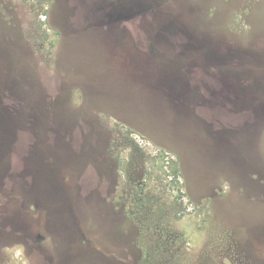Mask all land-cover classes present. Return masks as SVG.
Listing matches in <instances>:
<instances>
[{"label": "rangeland", "instance_id": "1", "mask_svg": "<svg viewBox=\"0 0 264 264\" xmlns=\"http://www.w3.org/2000/svg\"><path fill=\"white\" fill-rule=\"evenodd\" d=\"M0 264H264V0H0Z\"/></svg>", "mask_w": 264, "mask_h": 264}, {"label": "crops", "instance_id": "2", "mask_svg": "<svg viewBox=\"0 0 264 264\" xmlns=\"http://www.w3.org/2000/svg\"><path fill=\"white\" fill-rule=\"evenodd\" d=\"M151 51L149 52L150 54H154L153 53V50L152 49H150ZM138 52H140V50L138 51ZM148 53V54H149ZM144 54H146V53H144ZM155 55V54H154ZM191 59H189V61H190ZM176 62V61H175ZM175 62H173V63H175ZM191 63H192V61H190ZM199 62L200 61H194L193 63H196V64H199ZM190 64V63H189ZM173 65V64H172ZM171 65V66H172ZM174 66V65H173ZM186 70V69H185ZM185 70H184V72H185ZM181 73V74H176L175 72H173L172 74L173 75H176V80H179V81H185L186 83H187V85H188V87L189 88H194V89H196V85L195 84H197V82L198 83H200L201 81H197L196 82V80L194 79V76L191 74H189V71H186V73ZM170 73V72H169ZM191 80H193V81H191ZM197 95H198V93H197ZM176 98V97H175ZM195 99V98H194Z\"/></svg>", "mask_w": 264, "mask_h": 264}]
</instances>
